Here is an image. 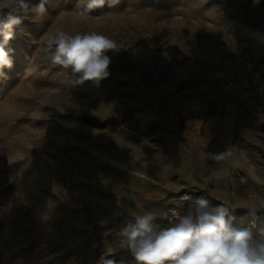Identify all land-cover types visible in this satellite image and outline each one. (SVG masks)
Here are the masks:
<instances>
[{
    "label": "rangeland",
    "instance_id": "rangeland-1",
    "mask_svg": "<svg viewBox=\"0 0 264 264\" xmlns=\"http://www.w3.org/2000/svg\"><path fill=\"white\" fill-rule=\"evenodd\" d=\"M78 2L49 0L38 21L12 13L22 23L0 77V264L132 262L118 235L130 210L183 193V212L201 195L225 204L224 183L247 201L237 220L264 217V0H120L85 18ZM57 30L114 40L108 77L76 83L51 65L43 41ZM223 152L229 175L200 179L197 161Z\"/></svg>",
    "mask_w": 264,
    "mask_h": 264
},
{
    "label": "clouds",
    "instance_id": "clouds-1",
    "mask_svg": "<svg viewBox=\"0 0 264 264\" xmlns=\"http://www.w3.org/2000/svg\"><path fill=\"white\" fill-rule=\"evenodd\" d=\"M49 0L32 5L29 0H0V8H9V14L0 22V77L3 69H11L13 60L8 48L14 38V30L22 18L13 12H31L34 20H42ZM120 0H79L76 14L89 16L96 8L107 5L113 8ZM44 50L51 65L71 69L76 83L94 81L97 84L109 75V50H117V44L108 36L95 32H68L57 30L44 39ZM228 152L210 153L208 158L220 162ZM226 170L218 173L223 178ZM189 199V197H185ZM236 208L230 204H213L203 195L196 197L183 213H175L170 227L162 228L157 221L166 213L150 209L143 214L129 211L132 219L119 232L120 245L133 254L132 262L119 264H264V217L257 210L249 209L237 220ZM101 264H117L115 260L101 258Z\"/></svg>",
    "mask_w": 264,
    "mask_h": 264
},
{
    "label": "crops",
    "instance_id": "crops-1",
    "mask_svg": "<svg viewBox=\"0 0 264 264\" xmlns=\"http://www.w3.org/2000/svg\"><path fill=\"white\" fill-rule=\"evenodd\" d=\"M203 149H205V147ZM245 167L247 168L246 165ZM197 169L199 171L198 176L201 179L205 177L218 175V173H220L223 170V166L222 164H217V162L212 163L210 159H204L203 157L197 161ZM227 189H228V185L226 183H224L223 186L220 185V187L217 188L218 196L219 198H221V200L225 201V204H230L235 207L240 206V208L247 206V201H245L240 196H237L238 191L236 189H234L233 192L231 191V193H229Z\"/></svg>",
    "mask_w": 264,
    "mask_h": 264
},
{
    "label": "built area",
    "instance_id": "built-area-1",
    "mask_svg": "<svg viewBox=\"0 0 264 264\" xmlns=\"http://www.w3.org/2000/svg\"><path fill=\"white\" fill-rule=\"evenodd\" d=\"M239 180L242 181L243 178L239 177ZM185 197H189V199H185ZM190 200V194L183 193L171 200V202L160 209L161 212L166 213V215L161 218L166 223H174L175 221V213L181 212L183 213V208Z\"/></svg>",
    "mask_w": 264,
    "mask_h": 264
}]
</instances>
